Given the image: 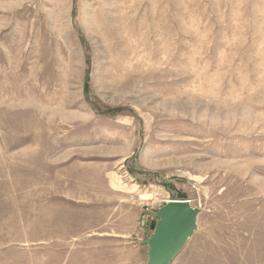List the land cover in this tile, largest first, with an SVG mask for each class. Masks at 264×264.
Returning <instances> with one entry per match:
<instances>
[{
    "label": "rangeland",
    "instance_id": "obj_1",
    "mask_svg": "<svg viewBox=\"0 0 264 264\" xmlns=\"http://www.w3.org/2000/svg\"><path fill=\"white\" fill-rule=\"evenodd\" d=\"M264 264V0H0V264Z\"/></svg>",
    "mask_w": 264,
    "mask_h": 264
},
{
    "label": "water",
    "instance_id": "obj_2",
    "mask_svg": "<svg viewBox=\"0 0 264 264\" xmlns=\"http://www.w3.org/2000/svg\"><path fill=\"white\" fill-rule=\"evenodd\" d=\"M200 209L186 199H172L157 211L146 264H172L197 229Z\"/></svg>",
    "mask_w": 264,
    "mask_h": 264
},
{
    "label": "bare ground",
    "instance_id": "obj_3",
    "mask_svg": "<svg viewBox=\"0 0 264 264\" xmlns=\"http://www.w3.org/2000/svg\"><path fill=\"white\" fill-rule=\"evenodd\" d=\"M169 201V200H168Z\"/></svg>",
    "mask_w": 264,
    "mask_h": 264
}]
</instances>
